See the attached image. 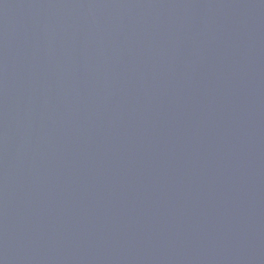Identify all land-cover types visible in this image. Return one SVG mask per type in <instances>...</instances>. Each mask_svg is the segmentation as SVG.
<instances>
[{
  "label": "water",
  "instance_id": "water-1",
  "mask_svg": "<svg viewBox=\"0 0 264 264\" xmlns=\"http://www.w3.org/2000/svg\"><path fill=\"white\" fill-rule=\"evenodd\" d=\"M0 264H264V0H0Z\"/></svg>",
  "mask_w": 264,
  "mask_h": 264
}]
</instances>
